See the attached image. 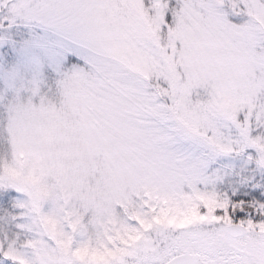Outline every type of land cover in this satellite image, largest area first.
<instances>
[{
    "label": "snow or ice",
    "instance_id": "obj_1",
    "mask_svg": "<svg viewBox=\"0 0 264 264\" xmlns=\"http://www.w3.org/2000/svg\"><path fill=\"white\" fill-rule=\"evenodd\" d=\"M0 264H264V0H0Z\"/></svg>",
    "mask_w": 264,
    "mask_h": 264
}]
</instances>
